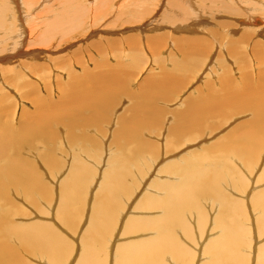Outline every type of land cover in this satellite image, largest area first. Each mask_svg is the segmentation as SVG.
Returning a JSON list of instances; mask_svg holds the SVG:
<instances>
[{
  "label": "bare ground",
  "instance_id": "1",
  "mask_svg": "<svg viewBox=\"0 0 264 264\" xmlns=\"http://www.w3.org/2000/svg\"><path fill=\"white\" fill-rule=\"evenodd\" d=\"M2 1L3 3L0 7V42L6 41L7 38H12L14 36L18 37L16 41H13L14 46L16 45L13 47L14 50H16L18 44L20 45V43H23L21 41L27 37L29 40L36 39L40 43H49L52 41L51 39L43 41L45 38L42 39V35L40 36L42 33L41 30L44 29L42 23L44 21H50L53 13H55V11L58 12L57 8H61L63 4V9L59 11L60 13L58 14L59 22H56V25L52 27L57 30V34H68L67 30L70 32L71 30L77 29H86L89 31L92 26L102 22L101 17L104 14L107 12L113 14L118 10V20L126 22L123 18H120V16L126 12L123 11L122 13L121 11V0H64L65 2L60 0V4L54 0H41L39 2H35L36 0H20V9L15 8V2L13 0ZM160 1L164 3V0H146L145 3L141 4L143 0H133V3L138 6L130 13H127V15L133 14L134 11L137 12V15L135 18L129 20L131 22L134 20H143L146 16L157 10L156 8L159 6L158 3ZM163 5L166 6L163 14H166L167 17L169 16L170 19L175 22L174 24L177 22L178 24L176 25H178V28L176 29L184 33L194 32V27L202 24L200 21H205L204 16H207V14L210 16V13L234 19L233 21H239L247 27L257 25L254 27L264 30V0H166ZM55 6H57V8ZM42 7L43 13L39 15V10ZM75 9H77L76 11L81 15L79 17L72 16L67 18L68 14L65 13L68 11L70 15L72 12L69 10ZM127 15L125 17L129 18ZM43 17H45V19H42ZM163 17L165 16L163 15ZM193 19L195 21H193ZM157 21L160 22V19ZM219 21L221 20L219 19ZM233 23L235 24V22ZM28 24L30 25L28 26ZM229 25H232V23L230 21H225L222 22L219 27L222 29L224 27L229 31L230 28H233ZM136 29L138 28L136 27ZM56 30L53 31L56 32ZM245 30L247 31V29ZM45 32H47V30L42 34H46ZM85 33H87V31H85ZM66 34H64V36ZM145 35L147 41L153 42L155 40L156 43L159 42V36H151L148 35V33ZM177 35L178 34L173 33L167 36H171V45L173 46L174 44V48L176 46L178 47L175 51L180 53V55L184 54L188 57L190 54L198 53L201 50H199V46L209 41V39L208 41L204 38L200 39L199 36H187L185 39L183 38L185 37L184 34H181L182 36L178 35L179 38L175 37ZM206 35L208 37L210 33ZM228 35L230 40L232 35ZM138 37L139 36H130V38L126 40L132 47L137 48V50L139 49L138 43L136 45L135 42H139L137 39ZM142 37L144 36L142 35ZM240 39L241 38H239V40ZM186 40H190V42ZM25 41H27V39ZM58 41L61 42L62 39L58 38ZM198 41L199 44L196 43ZM233 41L235 40L232 39L231 44H233ZM180 42H186V48H181ZM51 43L52 42H50V44ZM58 44L60 45V43ZM182 44L184 45L185 43ZM28 46L27 48H29ZM38 50L42 49L39 48ZM44 51L47 50L45 49ZM139 51L140 50L135 51L132 56L137 64L139 59L137 58L136 52ZM154 51L155 50H153V52ZM37 53H35V55ZM21 54H23V52ZM16 55L17 54L3 57L4 63L13 62ZM173 56L172 53V55H170L171 59ZM188 59L189 58H179V60L177 59L178 61L173 62V68L170 67V69L174 70L173 72H171V70H169L170 72L167 71L169 72V77H166V79L169 82H167V84L164 83V86L159 85L161 81H159L158 88V82L152 85L150 83H147V85L145 84L146 91L142 93L141 101L133 106L132 114L126 118L124 116L118 118L120 120L118 129L120 134L119 137H114L113 145H115L116 150L119 152L113 155L111 154L105 164L106 167L102 171L101 181L92 196V203H88V206H91V216L86 220V227L84 226L82 232L81 218L84 216V212L81 210V207L87 204V195L93 192L92 187L95 181L94 171L96 170V166H94V164L93 166L90 165L91 162L88 158L95 159L92 158L96 155L95 153L100 155V153H98V148H100V146L98 144L95 146L92 145L91 147L94 148H92L93 150L89 149L91 155L87 158L86 156L89 150L83 145V149H79V152L70 156L72 158V163L64 167V165H62L63 160H60L55 150H52L51 141L59 134V128H57L56 125L64 124L66 127L67 125H75L73 124L74 121H72V117L84 121L86 118H83L82 115L88 119L93 115L92 117H94L96 122L97 119L104 117L106 110L110 109L111 103L117 98L116 93L119 89L118 86L121 87L123 83H121L122 85H117L118 81H116L115 75H110L109 72L106 75L108 78H106L105 82L109 85H107V87L110 88L107 93H105L109 94L111 92L109 94L110 96L107 95L104 97L103 95V97H99L96 95L97 89L95 88L96 90L90 89L92 91L94 90V93L92 95L90 94L91 98H89V95L87 98H77L81 93L76 90L77 93L74 94V89L78 88L76 84L78 81L74 82V80L71 79V84L73 85L70 84L69 86H71L70 89L73 91V102H81L82 105H69L68 102L70 101L67 98H65L67 101L63 100L65 102L61 104L49 105L46 103L48 102L46 99L42 100L39 98L38 101H40V104H43L41 106L40 104L34 105L33 109L37 110H23L25 113L23 116H25V118H23V121L21 119V125L14 127L10 121L0 120V264H66L73 255V252L71 253V251H73V246L77 245V242L75 243L74 240L75 237H69V239L66 236H69L68 232L70 231L74 234L78 233V237L76 238L79 239L78 241L80 242V250L76 255L77 257L75 258L74 256V264H194L196 263L194 259L197 252H195L194 246H188V243H203L205 239L206 242L201 246L202 256H200L202 260L197 262V264H264V242L260 241L262 238L255 241H260L256 249H254L253 243L255 231L258 232V235L256 234L257 238L260 234L264 235V189L262 188L252 195L253 209L258 212L255 227L248 222L250 219L248 218L245 204L240 199L241 196L237 198L238 196L235 197V194L231 191L236 189L239 190V192L242 191L240 193L243 194L244 191H247V186H249L248 182L250 180H247L248 178H246L245 173L240 170L241 168H239V166L246 163L251 167L254 163L252 159L255 157V151H259L258 147L261 146L259 142L256 144L255 142L257 140L262 141L264 135V86L252 89H241L238 87V89L231 91L229 88L234 84H230L231 87H228L229 85L227 86V90L232 93L226 92L223 96L221 93H218L221 94V96L218 95L216 98L213 97V93L209 94L206 92L209 94L208 96H210L207 100L204 98V96H206L204 95L205 92L203 93V91H201L204 95H201L203 97L192 98L185 109L174 112L177 115V121L174 120L175 123L171 128H173V131L177 135H181L197 127L200 128L199 126H201V123L205 119H209V116L225 115L227 111H236L237 113L238 111L244 112L246 110H251L253 112V117L249 120L251 121L249 124L250 126L248 125L249 122L246 123L247 121H245L244 124L241 123L240 126L237 124V129L239 130H237L235 134L239 137L241 136V139H238L239 137L237 139H235V137L233 139L229 138L230 141H227L228 143L217 144L216 147L218 150L220 149L218 153L210 152L211 149L207 146L208 149L205 152L200 151L196 154L191 153L187 154V156H180L170 161L168 159L167 162H164L158 170L162 171L161 175L163 174V177L157 178V180L155 177V181H151L150 184L146 182L148 186L152 185L156 190L147 192L149 190L144 189L147 190V193L136 199L134 210L138 212L135 213L131 210L130 214L123 220L119 234L121 240L113 246L108 260L107 255L109 249H111L110 243L114 242V237L118 235L114 233L115 224L117 220L119 221L121 219L120 216L124 213L127 197L134 192L133 189L139 185L142 175L145 174L144 167L142 168V166L146 165V163L143 159H153L160 149L158 148L160 145L153 141L149 143V139L147 140L142 136L145 131H147L145 129H150L155 126L156 120L163 121L166 118V115H163L166 109L161 107L155 108V101L157 98L160 99L162 96L167 95V90L174 88L173 86L179 85V83H181L180 81H182V79L184 80L185 75L190 73L191 69L189 67L191 64L188 63ZM172 60L174 61V58ZM225 66L227 65L225 64ZM16 72V74L20 73H18V71ZM67 72L69 73V71ZM114 77L115 80L111 81ZM223 80L225 84H227L229 79L224 77ZM231 82L233 81L231 80ZM102 83L104 84V82ZM89 84L91 85L89 86L92 87L90 82ZM220 84L222 83L220 82ZM94 85L95 84H93V86ZM67 86L68 85H66V87ZM210 86L211 89L209 91H215L216 87H214L213 84H210ZM223 88L226 89L225 86ZM68 91L70 93V90ZM83 93L82 95H84ZM94 95H96V97H94ZM166 100L168 101V99ZM58 101H60V99ZM143 103L145 104L140 105ZM1 109H3V107ZM100 109H102V111H100L98 115H95ZM4 110L5 109L0 111L2 112ZM86 110H88V112H85ZM168 114L170 113L168 112ZM205 122L207 121L205 120ZM88 123L86 122L85 124ZM76 128L79 127L76 126ZM170 130L171 129H169V131ZM232 130L235 132L234 129H231L232 133H230V135L234 136ZM151 132L152 131H150V133ZM68 135L72 141H74V139L79 140L73 132H69ZM34 137L38 138V140L39 137L45 138V143H43L42 146L45 144L46 149H39L38 152H33L34 149L32 148L33 150L30 151L31 145H29L30 147L28 148L30 150H26L28 153L30 152L29 154L31 157L33 156L32 159L25 150V147H27L28 140H32V138L35 139ZM89 137V140L94 142V138L92 136ZM86 138L88 139V137H84L85 140ZM78 140H76V142H78ZM39 142H41V140ZM166 142L168 144V141ZM35 152H37L38 157L41 158V162L37 161V157L34 155ZM147 152H156V154L147 155ZM177 153L180 152L178 151ZM83 156L84 158L82 160ZM96 157L98 160V156ZM47 167L56 170L57 173L55 172L53 175H58L60 178L64 174H66V176L68 175L67 177H62V183H60V188L57 190L59 203L56 211L57 216H54V218L57 217V220L55 219L56 223H60L61 221L67 226L65 229L59 230L55 223L42 219L26 220L23 215L27 213V207H24L19 202H15L12 197L15 192L22 191L26 193L30 199L33 198L32 201L36 200L41 203L40 205L47 204L51 206L50 199L54 198V189L49 183L50 180L47 179V173L50 171L47 170L45 174L43 172ZM260 175L264 178V171ZM257 179L258 178H256V181H259ZM52 180H54V178ZM84 193L85 196H83V198L82 194ZM35 194L40 197H37ZM30 204L31 202H29L28 205ZM40 205L36 207L40 208ZM29 215L27 214L26 216ZM52 215L54 214L52 213ZM14 216H16L15 219ZM117 224L119 223L117 222ZM261 235L260 237H262ZM203 236H205V239L201 240ZM250 252H252V256ZM112 257L114 258L112 259Z\"/></svg>",
  "mask_w": 264,
  "mask_h": 264
},
{
  "label": "rangeland",
  "instance_id": "2",
  "mask_svg": "<svg viewBox=\"0 0 264 264\" xmlns=\"http://www.w3.org/2000/svg\"><path fill=\"white\" fill-rule=\"evenodd\" d=\"M1 1L2 0H0V7L2 6V3H3V1L2 2ZM13 1L15 2L14 4L15 8L20 9L21 8L20 0H13ZM39 1L41 0H36L35 2H39ZM54 1H57V3L60 4V0H54ZM65 1L62 0V2H65ZM123 1L121 0L122 2L121 7L123 8V9L121 8V11L122 13L123 11H126V12H124L123 15L120 16V18H123L124 21L126 22L118 20V17H117V12L119 11L118 10L117 12L115 11L113 14H109L108 12L104 14L101 17L102 22H100V24L97 23V25H95L96 29H95V26H92L91 30L89 29V31L86 29H77L73 31L71 30L72 32L71 31L68 32L67 30L68 34L66 33L57 34V30L52 27L56 25V22H59L58 14L60 13L59 11H62L63 9L62 7L64 5L63 4L61 8L60 7L57 8V6H55L58 12L55 11V13H53V16H51L52 20L50 19V21H44L42 23V26L44 25V29H42L41 32L43 33L45 30H47V32H45L46 34L41 33L40 36L42 35L43 37L42 39L45 38L43 41L51 39L52 40L50 41L52 42L51 44L50 42L40 43L36 39L29 40L27 37L23 39V41H21L23 43L19 42L20 45L18 44V48L16 47V50H14L13 47H15L16 45L14 46L13 41L14 40L16 41L18 37L14 36L12 38H7L6 41L4 40L0 42V56H1L0 58V63H1L0 64V99H1L0 107L2 106L3 109H5L2 112L0 111V114H1L0 120L2 121L8 120L11 122L12 126L14 127L22 124L21 122L23 121V118H25V116H23L25 115L23 110L24 111L37 110V109H33V106L40 104V101H38L39 98L42 100L46 99V101H48L46 103H48L49 105L51 104L56 105L58 103L61 104L62 102L67 101V99L70 101L68 102L69 105H82L81 102H75V101L73 102V96H72L73 91L72 89H70L71 86H69L71 84V79H73L74 82L78 81L76 82L78 88L74 89L75 91L74 94H76L77 91H80L81 93L77 98H80V97L87 98L88 95L90 96L89 98H91V95L94 93V90L92 91L90 89H95V88L97 89V92L95 91L97 93L96 95H98L99 97L100 96L103 97V95L104 97L109 95L111 92L109 94H106V93L110 87L108 88L107 87L108 84L105 82L106 78H108L106 75L109 72H110L109 73L110 75H115L116 81H118L117 85L119 84L122 85L121 83H123L121 87L118 86L119 89L117 90V93H116L117 98L115 97L116 100L111 103L112 105H110L109 107L110 109L106 110L104 117L97 119V122L96 120H94V117H92L93 115L89 117V119L85 117L84 115H82L83 118H86L84 119V121H82L81 119L77 120L75 117H72V121H74L73 124L75 125L74 126L69 125L70 127L68 125L66 127L64 124L56 125V127L59 128L58 129L59 134L56 137H54L53 140L51 141L52 150H55L56 155L60 158V160H63L62 165H64V167H67L70 165V163H72V160H71L72 158L70 156H73V154H75L76 152H79V149H83L84 146L87 148V150L89 149L93 150L92 148L94 147H91L92 145L95 146L96 144H98L100 146V148H98V153H100V155L95 153L96 155L94 154L95 156L92 157L95 159L88 158L91 155L90 150L88 151V155L86 156L91 162L90 165L93 166L94 164V166H96V170L94 171L95 181L93 182L94 185L92 187L93 192L90 195L89 194L87 195L88 202L85 206L81 207V210L84 212V216H82L81 218L82 224L80 223L82 225L81 232L83 231L84 226L86 225V220L91 216V213H90L91 206H88V203H92L91 202V200L93 199L92 196L95 190L98 188V185L101 181L102 171L106 167L105 164L108 161V158L111 154L113 155L114 153L116 154L119 152L118 150H116L115 145H113L114 137H119V134H120V132L118 131L120 120L118 118L120 116H124L126 118L132 114V108L134 105H137L136 103H139L141 101V96H142V93L146 91L145 86L147 85V83H150L152 85L158 82L157 88L159 87L158 86V84L160 83L159 81H161L159 85H163L164 83L167 84V82L169 81L166 79V77H169L168 76V73L170 72L169 70H171V72H173L174 70V69H170V67L173 68V62L178 61L179 58H189L188 63L191 64V66L189 67L191 69L190 73L188 75H185L184 80L182 79L179 85L173 86L174 88L167 90V95L162 96V98L160 99L157 98L156 100L157 102L155 101V104H154L155 108L161 107V108L166 109L165 114H163L164 116L166 115V118L163 121L156 120L155 126H153L150 129H145L147 131H145L144 135L142 136H144V138L147 140L149 139L148 140L149 143L150 141H153L156 144L160 145L158 147L160 149L157 152L158 154H156V152L149 153L150 151L146 153L147 155L156 154L153 157V159L152 158L143 159L145 160V163L147 165V166L146 165L142 166V168L144 167L143 169L145 170L144 172L145 174H143L144 176L142 175L141 182L138 185L139 187L136 186V188L133 189L134 192L129 197H127V202L125 203V207H124V213L122 216H120L121 219L119 221L117 220L119 224H117V222H116L117 225L115 224L114 233L118 235L114 237L115 238L114 242L110 243L111 249H109V252L107 255L108 260L113 250V246H115L116 243L119 242V240H121L119 234H120V229L123 224V220L127 217V215L130 214L131 210H133L135 213L138 212L134 210V204L137 201L136 199H138L139 196L147 192L156 190L154 186L152 185L148 186V184H150L151 181H155L154 180L155 177H156V180L157 178L163 177V174L161 175L162 171H158V170H159V167L163 165L164 162H167L168 159L170 161L175 158H179L180 156H184V155L187 156V154H191V153L196 154L197 152H200V151L205 152L208 149V147L211 149L210 152L212 151L214 153H218L220 149L218 150L216 145L228 143L230 141L229 138L233 139L235 137V139H237L239 136L236 135L235 133L237 130H239L237 129L238 125L240 126L241 123L244 124L245 121H247L246 123L249 122L248 123L249 125L251 122L249 120H251L253 117V114H252L253 112L251 110H248V111L246 110L244 112L238 111L237 113L236 111L234 112L227 111V114L225 115L221 114V115L213 116V117L209 116V119L208 118L205 119L207 122H205L204 120L201 123V126H199L200 128L197 127L188 132L182 133L181 135L179 134L180 135L179 136L173 131V128H171V126H173L175 123L174 120L177 121L176 119L177 115L174 112L185 109L188 105V102L192 98H201L204 95H206L204 96V98L207 100L210 98V96L208 95L211 93H213L214 94L213 97L216 98V96L218 95L221 96V94L223 96V94H225L226 92L230 93L231 91L238 89V87L241 89H247V88L252 89V88L264 86V76H263L264 75V30H261L259 28L257 29L256 27H254L257 25H254L253 27L252 26L247 27L241 24L239 21H236V20L233 21L234 19L226 18V16H219V15L217 16V14L214 15L213 13H210L211 14L210 16L208 14H207L208 17L204 16L205 21L203 20L200 21V23H202L203 26L202 24L199 23L200 25L199 24L198 25L200 27L195 26L194 32L184 33L176 29L178 28V25H176L178 24L177 22L176 24H174L175 22H173L169 16L167 17L166 14H163L164 13L163 11L165 10V7H166L163 4L166 2V0H164V3L160 1L158 3L159 6L156 8L157 10L153 11L150 15L146 16L143 20H134L133 22H131L130 20L131 18L136 17L137 12L134 11V13L130 15H127V13H130L138 5L133 3V0H128V1L123 0ZM145 2L146 0H143L141 4ZM126 3H129V4H126ZM76 10L77 9L69 10L72 12L70 13V15L67 11L65 13V14H68L67 18H70L72 16L79 17L81 14H79ZM154 12L155 13L158 12V13L155 14ZM42 13H43V7L39 10V15ZM126 15L129 16V18L128 17L126 18L125 17ZM163 15L165 17H163ZM42 19H45V17H43ZM158 19H160V22L157 21ZM219 19L221 21H219ZM193 21L195 20L193 19ZM225 21H230L232 23V25H229L230 27H233V28H230V30L232 29L231 31L230 30L228 31V29L224 27L223 29L219 27V25ZM233 22H235V24ZM156 23H158L160 27ZM17 24H18V21H17ZM29 25L30 24H28V26ZM136 27L138 29H136ZM245 29H247V31ZM53 30H56V32H54ZM85 31H87V33H85ZM172 32L178 34L179 36H182L181 34H184L185 37L183 38L185 39L187 38V36H190V37L199 36L200 39L204 38L207 41L209 39V41L206 44L204 43L203 45L199 46V50L200 49L201 50L198 53L190 54V56L188 57V56H185L184 54L180 55V53H177L175 50L178 49V47L176 46L174 48V44L173 46L171 45L172 44L171 36L169 37L167 35L168 34L172 35L173 34ZM147 33L148 35H151V36H159L158 38L159 42L156 43L155 40L153 42L147 41V39H145L146 38L145 34ZM207 33L208 34L210 33V36H208L209 38L206 35ZM227 33L232 35L230 40H229V35ZM64 34L66 35L64 36ZM142 35L144 37H142ZM178 35L175 37L179 38ZM130 36H139L137 38L139 42L137 41L135 42L136 45L138 43V48H139L138 50H140L139 52H136L137 58L139 59L138 64L132 58L133 53L135 51H138L137 48L132 47L130 43L126 41L130 38ZM57 37L62 39V41L59 42ZM237 38L238 40L239 38H241L240 39L241 41L240 40L238 41ZM26 39L27 41H25ZM232 39L235 40L233 41V44H231ZM186 41L190 42V40H186ZM58 43H60V45ZM180 43H181V48H186L185 47L186 42H180ZM182 43H185V44L183 45ZM196 43L199 44V41ZM27 46L29 48H27ZM39 48L42 50H38ZM45 49L49 51L48 52L44 51ZM153 50L155 51L153 52ZM22 52L23 54H21ZM35 53L37 54L35 55ZM172 53L174 55L173 56L174 61L172 60L173 58L171 59L170 57ZM14 54H17V55L13 59V62L4 63L3 57L7 55L13 56ZM225 64L227 66H225ZM66 68H69V69H66ZM15 70L18 71V73L19 72L20 73L16 74L17 72ZM67 71H69V73ZM115 77L114 79H111V81H114ZM224 77H227L229 79L227 81V84H225L223 80ZM231 80L234 83L231 82ZM89 82L92 84L93 88L90 87L91 85L89 84ZM102 82H104V84ZM220 82L222 84H220ZM235 83L237 86L235 85ZM93 84H95L94 85L95 87L93 86ZM210 84H213L214 87H216L217 89V90L215 89L216 92L209 91L211 89ZM230 84L231 85L234 84V85L231 87ZM66 85L68 86L66 87ZM224 86L226 89L223 88ZM227 86L231 87L229 88L231 91L227 90L228 89ZM67 89L70 90V93ZM85 90H86V95H85ZM201 91H203V93L205 92L204 95L201 93ZM206 92L209 94H207ZM82 93L84 95H82ZM218 93H221V94H218ZM96 95H94V97H96ZM213 97L211 96V99ZM59 99L60 101H58ZM166 99H168V101ZM42 104H40V106ZM63 104H67V103H63ZM144 104L145 103L140 104V105H144ZM1 108L0 110H3ZM100 111H102V109H100L97 113H95V115H98ZM85 112H88V110H86ZM168 112L170 114H168ZM85 121L89 123L85 124L86 123ZM79 125L82 127H80ZM76 126L79 128H76ZM169 129L171 130L169 131ZM231 129L235 130V132L232 130L234 132L233 133L234 136L230 135V133H232ZM150 131L152 132L150 133ZM69 132H73L79 138V140L76 139L78 140L79 143L76 142L75 139L74 141L70 139L68 135ZM115 132L117 133V136ZM89 136H92L94 138L93 139L94 142L89 140L90 138ZM84 137H88V139L86 138L85 140ZM221 137H222V140H221ZM240 137L238 139H241ZM35 139L32 138V140L31 139L28 140L29 142H27V147H25V150L28 149L29 151L31 149L30 151H32L34 149L33 152L34 151L38 152L39 149H46L45 144L42 146V144L45 143V140H44L45 138L43 139L39 137V140L38 138H35ZM223 139L225 140V142ZM40 140L41 142H39ZM166 141H168V144ZM31 142H33L34 144ZM258 142L261 144V146L258 147L259 151H255L256 153L255 157L252 159V161L254 162L253 165L249 167L248 164L243 163L239 166V168H241L240 170H242L245 173L246 178H248L247 180L248 181L250 180L248 182L249 186H247V191H244L242 194L240 193L242 191L239 192V190H236V189L231 190L235 194V197L238 196L237 198H239V196H241L240 199L244 202L248 218L250 219L248 220V222L249 224H252V226L254 227L257 223L256 217L258 216V212H256L253 209L252 195L254 192L261 190L262 188L264 189V178L261 177L260 175L264 171V135L262 137V141L257 140L255 144ZM29 145H31V147ZM28 147H30V149ZM178 151L180 153H177ZM37 152H35L34 155L37 157V161L39 162L41 158L38 157ZM96 156H98V160ZM30 158L33 159V156L31 157L30 155ZM83 158L84 156L82 157V160ZM47 170L50 171L47 173L48 175L47 179L50 180L49 183L51 184V186H53L52 188L54 189V195H53L54 198L50 199L51 206H48L47 204L40 205L41 203L36 200L32 201L33 198L30 199V197L22 191L15 192L12 197L15 202H19L24 207H27V213L23 215V217L26 220L42 219V220L55 223L59 230L65 229V227L67 226L63 224L60 220H59L60 223H56L55 221L57 220L56 219L57 217L54 218V216H57L56 211H57V206L59 203V199L57 198V190H59L60 183H62L61 179H63L66 176V174L62 175L63 178L62 177L60 178L58 175H53L56 172V170H52L48 167L45 171L43 170L44 174L47 172ZM51 177H53L54 180H52L53 178ZM256 178H258L257 180L259 181H256ZM135 189H136V192H135ZM144 189H147L149 191L144 190ZM227 192L229 193L228 190ZM83 196H85V193L82 194V197ZM37 197H40V196L37 195ZM29 202H31L30 205H28ZM37 205H40V208H37L36 207ZM52 213L54 215H52ZM27 214L28 215L30 214V215L26 216ZM15 217L16 216H14V219ZM68 234L69 236L66 235L68 238L75 237L74 240H75V243L77 242L76 243L77 245L73 246V251H71V253L73 252V255L70 257L69 261L66 262V264H74V259L77 257L76 255L79 253V250H80V242L78 241L79 239L76 238L78 237V233L74 234L72 231H70L68 232ZM256 234L258 235V232L255 231V237L253 238L254 239V242H253L254 249H256V246L259 244L260 241L264 242V238H263L264 235L260 234L262 237H260L259 235V237L257 238ZM203 239H205V236H203L201 240ZM258 239L259 240L261 239V240L255 242ZM205 242H206V239L203 243L198 242L197 243L198 245L195 243L193 244L192 242L188 243V246H191V247L194 246V250L195 252H197V254L195 255V259H194L196 263L194 264H197V262L202 260L201 246L204 245ZM250 254L252 256V252H250ZM113 258L114 257H112V259Z\"/></svg>",
  "mask_w": 264,
  "mask_h": 264
}]
</instances>
